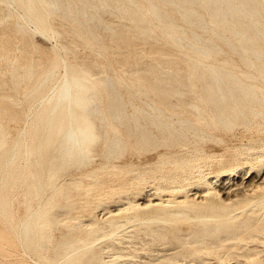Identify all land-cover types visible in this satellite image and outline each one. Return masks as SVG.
Returning a JSON list of instances; mask_svg holds the SVG:
<instances>
[{
    "label": "bare ground",
    "instance_id": "obj_1",
    "mask_svg": "<svg viewBox=\"0 0 264 264\" xmlns=\"http://www.w3.org/2000/svg\"><path fill=\"white\" fill-rule=\"evenodd\" d=\"M6 1L23 21L14 23L22 35L30 32V23L32 31L52 36V14L68 22L57 32L59 47L51 46L57 50L46 54V61L25 48L18 69L0 52V72L8 70L15 91L26 81L22 96L29 104L22 125L9 130L17 121L12 97H0V178L5 174L0 213L11 229L0 233L5 241H0L1 251L10 254L8 249L19 246L22 264H125L133 258L135 264H227L219 261L235 255L252 264L260 261L254 255L264 249L246 241L264 243V186L239 209L230 202L264 184V139L261 145H242V162L229 166L227 158L226 166L225 159L215 157L220 168L214 175L203 173L202 167L213 160L215 145L226 143L221 130L246 129L264 119V88L251 82L264 80V0ZM107 10L130 20L135 33L149 40L150 55L166 59L158 60L160 65L177 69L186 63L188 71H162L149 62L147 70L132 72L133 62L120 55L136 41L117 26L103 24ZM149 20L157 22L167 42L191 52L177 57L156 46ZM8 22L3 15V26ZM84 24L88 29L81 28ZM91 25L104 26L116 63L136 80L114 76L109 64L103 67L77 55L68 69L63 53L75 48L60 37L68 33L93 40ZM217 53L224 56L206 60ZM133 56L143 62L141 52ZM237 62L248 68L239 75L230 67ZM59 67L63 73L49 86ZM36 68L41 70L34 75ZM13 131L16 150L1 163ZM91 154L100 161L70 177L69 169L76 162L83 165ZM244 170L247 181L234 182ZM101 172L105 175L99 176ZM18 181L20 197L17 193L14 205L7 190ZM104 188L109 190L102 192ZM232 191L241 192L231 198ZM104 206L107 210L102 208L105 213L98 218L96 209ZM205 255L219 261L209 262Z\"/></svg>",
    "mask_w": 264,
    "mask_h": 264
},
{
    "label": "rangeland",
    "instance_id": "obj_2",
    "mask_svg": "<svg viewBox=\"0 0 264 264\" xmlns=\"http://www.w3.org/2000/svg\"><path fill=\"white\" fill-rule=\"evenodd\" d=\"M2 7L3 8H0V52H2V53L7 55V59H8V61L10 63L11 62H15V64H16L15 66L18 67V69H20V67L17 65V60L25 53L26 49L28 51H32L33 54H35V52H36L38 55H40V57L43 59V61L47 60L46 59V54L49 53L50 55L51 54L53 55V53L56 52L57 49L53 48V47L54 46L59 47V43L56 40L57 32L60 31V30H64L63 24L68 22V19L62 18V17H60L57 14H52L51 15V17H50V26H51V28L53 30H55L54 34L52 36L49 35V34L47 35V34L41 32L39 30L38 31L37 30L32 31L33 24H30V23L29 24L27 23V25H26L30 32L26 33L25 35H22L20 31H16L17 27L14 24L15 21H17V20H18L19 23H23L22 19L17 18L15 9L6 0L3 1ZM3 15H7L8 16V21L9 22L7 24H9L10 26L9 25L7 26V24H5V26H6L5 27L1 23ZM52 20H53V23H52ZM102 22H103V24L117 26L118 30L120 32L124 33L125 36H127V37H129L131 39H134L136 41V44H134V45H130V46L125 45L124 48H123V53L120 55V57L126 63H128L129 61L133 62L135 67H133L131 69L132 72L133 71L135 72V71L147 70L149 62L159 65V68L162 71H166V70L168 71L169 70L170 72H173V73L177 72V71H181L182 74H185L188 71V66L186 65V63H179V65L177 66V69H173V68L168 67L167 66L168 64H166V67L160 65L158 63V60H163L164 58L163 59L160 58V57L154 58L152 55H150V53H149V42H148L149 40L146 39L145 37L138 36L135 33V28L131 24L130 20L128 18H125L121 13H119V12H117L115 10L114 11L107 10V11H105L103 13ZM148 24H149V27L151 28L152 35L156 38V42L154 44L156 46H158L159 48H162L163 50L169 51V53L172 52L173 56H177V57L180 56L185 51L186 52H191V50L188 49L185 46L176 47L175 45H172L169 42H167L165 40V38L159 34L158 27H156L157 22L155 20H149ZM72 25L74 26V23H72ZM11 27H13V28H11ZM81 28L88 29V26L84 24V25L81 26ZM90 28H91V31H93V33L95 35V39H93V40H88L85 36L78 37L76 35H74V36L70 35V37H69L68 33L63 34V36L60 37V39H62L63 41L68 42L71 45V49L75 48L74 51H70L68 53H63V59H64V61H66L65 65L68 67V69H69V67L75 65V62L72 59V57L74 55H77V56H79L81 58L82 57L83 58L84 57L85 58H87V57L93 58L94 60H96L99 63V65H102L103 67H105L106 65L109 64L111 66V70H112V73L114 74V76H120V77H124V78H127V79L136 80L137 77H135L134 74H131L128 69L124 68L125 67L124 65L116 63V60H115V58L112 55V49H111L112 42H111V40H110V38L108 36L107 31L104 29V26L100 25L99 27H93L91 25ZM27 34H29L30 37ZM194 34L195 33L192 32L190 35L194 36ZM22 36H24V37H22ZM22 39H25V40H22ZM22 42H23V44H22ZM77 42H78L79 45L77 44ZM28 46H30V47H28ZM51 46H53V47H51ZM76 46H78L77 47L78 49L76 48ZM91 50L97 51V54H94ZM135 51H138V52L142 53L143 62H140L139 60H137L133 56V52H135ZM172 53H170V54L172 55ZM190 55L192 57H194V55L192 53H190ZM223 56L224 55L222 53H217L214 56H212V55L207 56L206 60L207 61H211V60H214L216 58L223 57ZM164 60L166 61V59H164ZM230 67L233 68L235 73L238 74V75L240 74L241 70H247L248 69L246 66H244L243 64L238 63V62L236 64H230ZM62 68L63 67H59L57 69V73L54 76L51 77V81L49 82V86H51L53 81L55 79H57V77L60 76L61 73H63L64 68L63 69ZM122 68H123V70H121ZM40 70H41V68L34 69V75L36 73H38ZM103 70H106V69H103ZM20 71L21 70H19V72ZM156 73H158V72H156ZM152 74H153V72H150V75H152ZM94 76H95V74H94ZM63 77L64 76H61L62 80H64ZM151 77H153V76H151ZM169 78H172V77L170 76ZM138 81H140V80H138ZM251 82L256 87L264 88V80L259 78V77H257L255 80H251ZM25 83H26V81H20V88H19L18 91H15L14 90L15 83H13V81L11 79V75L8 72V70L2 69L1 72H0V97L1 96H9V97L11 96L12 97V100H11L12 109L15 112V115H16L15 119L17 118V121H12L10 123L9 130L10 129L13 130L12 128L17 126V124L21 126L22 123H23V118H24L23 116H24L25 112L26 111L28 112V110H29V104L25 100V98L22 96L23 90L25 89L24 88L25 87ZM97 84L101 85L100 83H97ZM143 84H145V82H143ZM58 89H59V87L57 88V90ZM27 108H28V110H27ZM258 120H259L258 123L263 125V129H262V126H260L258 123L257 124L251 123L250 126H248L246 129L244 127H239L236 130L231 131V132H229L228 130H226V131L225 130H221L222 135L227 139V141H226L227 144L226 143H224V144L217 143L215 145V156L213 157V160H211L210 162L205 163V165L202 167V172L203 173H208V174H213V175L215 174V172L218 170V169L216 170L215 168H217V167L220 168V165H217L218 163L215 160V157L216 158H220L221 157L222 159H225L224 163H226V161H227L226 159L228 158L229 160H228L227 163H229V166L232 165L233 163H235V161L242 162L244 158H243V156L240 155V153H241L240 151L241 150L243 151L244 148L242 147V145L246 144V141H247V143L249 142L252 145H261L262 144V140L264 139V122H263L264 119L261 118V119H258ZM254 125H256V126H254ZM249 127H252V128L249 129ZM258 128L260 129V131H259ZM240 129H241V131H240ZM252 129L254 130V132H253ZM248 130L251 131V132H249ZM258 131L261 132V133H258ZM13 132L14 133L11 135V139L6 144L4 149L2 150L1 163H4L5 160L9 158V154L13 153V150H16L15 148L12 149V142H13L17 132L16 131H13ZM238 133H239V135H238ZM228 138H229V140H228ZM219 144H221L222 147ZM223 149H224V151L222 152ZM228 150H231V151H228ZM217 154H218V157H217ZM227 155H229L231 157H229V156L227 157ZM238 156H239V158L240 157H242V158L239 159ZM92 157H94V158H92ZM88 159L81 166H79L80 162H76V166H73V168L69 169L70 171H69L68 175L71 177V176H75V175H78L80 173H83L84 171L89 169L91 164L95 165V162L97 163V162L100 161L99 156H94V155L92 156V154L89 156ZM227 163L225 164L226 166H228ZM105 168H109L110 169V167L108 165L105 166ZM211 171H212V173H211ZM103 173L104 172H101L99 176L105 175ZM243 175H244V177H243ZM4 177H5V174H3V176L0 178V181H2L4 179ZM245 177H246V175H245V170H244V171H242V173H240L239 176H234L233 177V179H234L233 181L237 182V183H240V182L241 183H245L247 181V179H248L247 177L246 178ZM83 180L87 181L86 178H83ZM211 180H212V186L216 187L217 183H219V181H217L215 179V177H214V179L211 178ZM231 182H232V180H231ZM19 183L20 182L18 181V182L15 183L17 185L14 184V186L11 185L9 189L6 188V189H8L7 190L8 199L11 200V204H14V205L18 204V200H19V197H20L19 191L21 189V186H20ZM18 184H19V187H17ZM148 184L149 185L146 188V189H148L147 191H149L150 190L149 188L151 187L150 183H148ZM263 186H264V184L262 185V187L259 188L258 191H256V192H248L245 195L243 194L244 196L242 194H239L241 191H239V192H236L237 190L236 191H232L230 193L231 198H234L233 194H235V192L239 194V195L237 194L238 195L237 198L235 197V199H233V201L230 202L232 204V206L230 205L232 207V209H239L240 207H243L244 205L249 204L253 199H255V196H257L258 192H260V190L261 191L263 190ZM16 187H17V189H16ZM108 190H109V188H104L102 192H106ZM102 192H101V194H102ZM17 193H18L19 197H18ZM250 193H252V194H250ZM240 195L243 196V197H241ZM250 195H253V196H250ZM92 197H93V195H92ZM101 197L102 196H100L99 198H101ZM239 197L242 198V199H240ZM237 199L239 201H237ZM92 200H90V201L93 203V202H96L97 199L95 198L94 201H92ZM237 205L238 206L240 205V207H237ZM234 206H235V208H233ZM104 208H105V206L104 207H99V208L96 209V213L95 214H96V216L98 218H100V216L102 217L103 216L102 214L105 213L104 211L107 210V208H105V209ZM101 209L104 210V211H102ZM98 212H100V213H98ZM1 216H2V214L0 213V219H1L0 220V226L2 225L1 228L4 229V230H2L0 228V233L4 234V235H7L6 233H11V229H10V227L7 226L8 224L3 220V217L1 218ZM7 230H9V232H7ZM3 231L4 232L6 231V232L4 233ZM249 240L246 241L247 245L256 244V246L258 245L257 246L258 248L264 249L263 241H258L257 240L259 243L258 242L256 243V241L253 242L252 240H250L251 242H249ZM0 241L1 242H5L3 239H0ZM242 242H243L242 244L244 245L245 241H242ZM121 243H123V242H121ZM13 246H14L13 249H8V253H10V254H6L3 251H1V249H0V256H3V257L0 258L1 259L0 264H12L11 262H13V264H14V261L16 262L15 264H17V261H18L19 264L23 263V260L20 258L21 257L20 255L22 253L21 252L22 249L19 246H17V245H13ZM14 248H17V249H14ZM12 251H13V253L17 252V257H16V253H14V255L12 254ZM139 253L143 254L144 256L146 255L145 253H141L140 251H139ZM261 253L263 254L264 252H261ZM261 253L254 255L256 258L260 259V261L255 262L256 264L258 262L261 263V264H264L263 263L264 262V260H263L264 254L261 255ZM11 254L13 255V257L11 256ZM4 255L7 256V257H5ZM205 256L208 258L209 262L214 263L215 261H219L218 257H214L212 255H205ZM228 257L229 258H223V259H225L224 260L225 262H223V260H221L219 262L227 263V264H243V263L244 264H249L250 263L249 261H248L249 263L247 262V259H244L243 257L237 256V255H235L236 258L235 257H231V256H228ZM238 257H239V259H238ZM252 257H250V258L252 259ZM2 258L4 260H2ZM6 258H8V260ZM16 258H18L19 260L21 259V260L20 261L18 259L15 260ZM29 258L27 260L28 262L32 259V257L30 256ZM245 260H246L247 263L245 262ZM21 261H22V263H21ZM127 263L128 264L129 263L130 264H135V258H133L129 262H126L125 264H127ZM116 264H122V263H116ZM250 264H252V262Z\"/></svg>",
    "mask_w": 264,
    "mask_h": 264
}]
</instances>
